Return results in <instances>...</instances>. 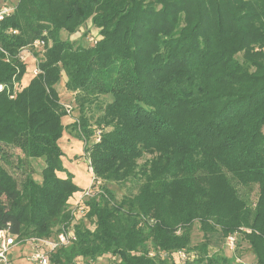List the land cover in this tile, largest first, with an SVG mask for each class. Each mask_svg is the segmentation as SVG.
<instances>
[{"label": "trees", "instance_id": "1", "mask_svg": "<svg viewBox=\"0 0 264 264\" xmlns=\"http://www.w3.org/2000/svg\"><path fill=\"white\" fill-rule=\"evenodd\" d=\"M82 27V40L71 39ZM36 40L46 42L30 49L40 74L26 81L21 51ZM258 61L264 0H17L0 21V161L10 167L0 162V230L22 245L74 229L50 264H228L209 253L216 233L227 248L236 235L233 254L247 242L264 264ZM63 81L80 114L68 126L97 186L75 223L72 200L84 189L62 164L73 110L61 101ZM37 160L39 180L24 170ZM133 182L137 191L119 199L115 188ZM196 223L204 241L195 246Z\"/></svg>", "mask_w": 264, "mask_h": 264}, {"label": "rangeland", "instance_id": "2", "mask_svg": "<svg viewBox=\"0 0 264 264\" xmlns=\"http://www.w3.org/2000/svg\"><path fill=\"white\" fill-rule=\"evenodd\" d=\"M17 5V0H0V10L8 7L11 8L12 10H14V7ZM89 26H91V24L89 23ZM87 26V27H89ZM91 29L90 32V37L93 38H97V36H99V30L95 29L94 27H89ZM88 28L86 27H82L79 32H77L76 34L71 36V39H73L74 41L77 40H82V35L86 32ZM62 37L65 39L66 38V34L63 33ZM31 47V46H30ZM30 49L35 51V49H33V47L29 48V50L27 51L28 53H26L25 55V61H27L29 63L28 65V74L26 76V81H29L31 78L33 77V72L31 73V70L33 69L34 71V61H33V54L30 53ZM260 62L258 61V65H264L263 64H259ZM58 90L60 92V96H61V101L64 103L65 106H70L71 108H73V110H71V115L70 118L67 117L65 120L66 126H68L69 124H73L75 121H77L80 118V114H79V109L77 106L74 105V101H73V97L70 95V93H68L65 90V86H64V81L59 83L58 85ZM94 113V112H92ZM95 114V113H94ZM88 117H90V115H87ZM91 123V122H90ZM93 124V122L91 123ZM66 133L64 134V136L62 137V139L60 140L59 144L62 150V164L63 167L65 168V170L71 175L73 176V181L75 184H77L80 188L82 189H86L89 185L90 182L92 180V176L90 175L91 173L89 172V166L88 163L85 161V159L83 158L84 155V148L85 145H83V141L81 139H79L76 136H73L75 133L73 132V130H71V126H68L66 129ZM264 132V129H263ZM95 133V132H94ZM94 133L91 136V139L94 137ZM73 136V137H72ZM89 139V140H91ZM88 140V141H89ZM9 155L12 156L11 160L12 162L16 163V159L18 156H22L21 151L19 149H15V150H8ZM77 156H82V158H76ZM144 160L140 161V163H142ZM1 164L7 168L8 170H10L8 166H6V164L3 161H0ZM28 169H24L26 171H29L33 174V176L35 177L36 180H39L41 178V172L44 168V163L41 160H37V161H30L28 163V165H26ZM15 178L17 179H22L23 176L15 174L14 175ZM97 188V186H96ZM116 189V195L117 197L120 199L123 196H125L126 194H128L130 191H133L134 193L137 191L136 190V183H130L129 185L125 186V187H117ZM256 191L253 193V201H256ZM81 194L78 193L74 196L73 200H72V205L76 206L77 205V200L80 199ZM74 216H75V220L73 223L76 222V220H81L82 218V214L80 213V211H73ZM212 238L210 239V254H215L218 255L221 258H225L228 259V264H256V260L255 257L253 256V254L250 253L249 251V245L247 242L242 241L239 245V250L237 251L236 254H233L231 250H229L226 246H225V239L224 237L219 234L216 233L212 236H209ZM204 241L203 238V233L200 231L199 229V224L196 223L194 228H193V234H192V242L193 245H199L200 243H202ZM185 251V250H183ZM186 252H188L186 250ZM12 254V258H13V264H32L29 261V257L31 256V254L33 253V249L32 246L29 245L28 243H24L22 245H18L16 248H14L11 252ZM178 258L176 257V260ZM181 259V258H180ZM114 259H112V257L106 256L103 259L98 260V262L96 264H113ZM182 260V259H181ZM183 261V260H182ZM177 260V262H182ZM95 264V263H92Z\"/></svg>", "mask_w": 264, "mask_h": 264}, {"label": "built area", "instance_id": "3", "mask_svg": "<svg viewBox=\"0 0 264 264\" xmlns=\"http://www.w3.org/2000/svg\"><path fill=\"white\" fill-rule=\"evenodd\" d=\"M12 11L11 8L5 7L0 11V21L4 18L5 15H8ZM94 42L91 40V43ZM35 50L43 51L46 49L45 40H36L32 46ZM28 49L24 48L21 51V61H25V54ZM40 74L39 69L35 68L33 71V75ZM3 87L0 85V91ZM69 110L71 107L68 106ZM99 141V140H97ZM89 172L92 176V180L90 185L84 189L80 194V199L77 200L76 210L75 211H84L83 202L85 199L89 197L96 196L97 189L94 187L96 184V179L93 175V169L91 167V163H89ZM88 164V165H89ZM99 184V183H98ZM76 240V233L72 228L63 229L58 235L54 238L49 239H41V238H31L26 243L32 246L33 253L29 257V261L32 264H50V256L56 252V250L60 247L67 246ZM237 237L236 235H230L227 238V246L231 251L236 250ZM20 243L18 242V237L10 234L8 231L0 230V264H12L10 260L11 252L14 248H16ZM180 257L183 260L187 259L186 254H180Z\"/></svg>", "mask_w": 264, "mask_h": 264}]
</instances>
